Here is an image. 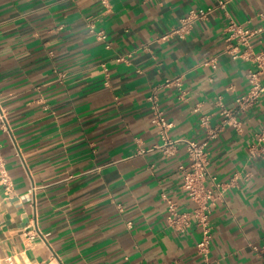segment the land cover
I'll use <instances>...</instances> for the list:
<instances>
[{
	"label": "crops",
	"instance_id": "0c3cea01",
	"mask_svg": "<svg viewBox=\"0 0 264 264\" xmlns=\"http://www.w3.org/2000/svg\"><path fill=\"white\" fill-rule=\"evenodd\" d=\"M219 2L0 0V145L13 179L10 191L0 183V264H203L201 230L167 221L164 195L182 212L197 204L182 188L187 148L166 152L150 98L171 140L202 143L201 118L220 126L249 91L254 64L226 51L225 29L264 27V0L232 1L185 39L172 34ZM251 43L263 53L264 31ZM240 120L207 146L225 184L215 264H264V96Z\"/></svg>",
	"mask_w": 264,
	"mask_h": 264
},
{
	"label": "built area",
	"instance_id": "2783aa9c",
	"mask_svg": "<svg viewBox=\"0 0 264 264\" xmlns=\"http://www.w3.org/2000/svg\"><path fill=\"white\" fill-rule=\"evenodd\" d=\"M236 0H220L219 5L209 6L202 9H191L188 14L183 17L179 25L172 31L181 39H185L193 30L195 24L199 21L206 20L218 8L225 9L226 6ZM264 31V27L258 29H249L235 21L229 22L225 29L226 51L232 54L234 59L244 58L250 60L254 64V68L248 72L249 91L240 96L236 100V108L223 109V120L220 126L211 128L209 118L204 116L201 118V124L208 131L207 139L202 143L191 140H171L169 130L173 124L167 120L164 113L159 109L156 97L150 98L155 103L156 113L154 124L157 126L160 137L163 140L166 152L171 153L172 149L178 143H184L188 152V164L181 165L182 188L187 192L189 198L194 201L197 206L193 211L182 212L177 202L167 200L168 223L178 231L187 232L193 226L199 228L202 232V238L198 243V251L203 258V264H215L211 258V244L213 241V231L211 224V215L217 204L223 200L225 192V184L218 180L215 175L209 172V158L207 146L210 140L218 137L220 132L226 126H231L238 131H242L243 125L240 120L241 113L255 107L264 96V52L256 53L253 49L251 40L253 37L260 35ZM97 38L107 41L108 36L104 32H98ZM214 68L217 67L216 58L207 62ZM175 83L180 86V78L174 81H168L167 85ZM0 121L2 127L6 131L10 130L7 114L1 105L0 100ZM259 142H264V129L257 135ZM0 183L5 187L6 191H10L13 187V179L7 169L6 159L2 154L0 145ZM49 234H45V237Z\"/></svg>",
	"mask_w": 264,
	"mask_h": 264
}]
</instances>
